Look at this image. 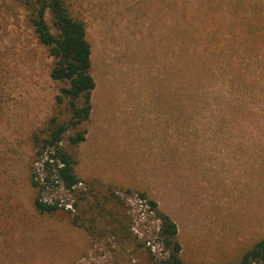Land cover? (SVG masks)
I'll list each match as a JSON object with an SVG mask.
<instances>
[{"label": "rangeland", "instance_id": "374dc122", "mask_svg": "<svg viewBox=\"0 0 264 264\" xmlns=\"http://www.w3.org/2000/svg\"><path fill=\"white\" fill-rule=\"evenodd\" d=\"M78 1L96 86L76 171L118 189L124 225L147 242L121 254L125 240H93L70 223L73 199L61 188L43 197L63 210L35 208L29 137L52 114L58 85L23 11L0 0V264H153L166 255L139 193L175 222L184 264L233 263L264 237L259 87H232L217 68L201 89L178 81L176 0Z\"/></svg>", "mask_w": 264, "mask_h": 264}, {"label": "trees", "instance_id": "16d2710c", "mask_svg": "<svg viewBox=\"0 0 264 264\" xmlns=\"http://www.w3.org/2000/svg\"><path fill=\"white\" fill-rule=\"evenodd\" d=\"M12 2L23 11L37 47L50 58L49 78L58 85L52 114L29 137L34 206L44 213L63 210L59 200L43 197L49 190L61 188L73 199L67 210L73 226L93 240H125L129 248L120 246L121 254H133L147 240L140 243L124 225L125 209L118 189L84 181L76 171L75 151L86 139L96 86L81 4L78 0ZM175 4L178 81L195 91L209 83L217 68L232 87L250 92L258 86L264 99V0H176ZM82 183L84 188L79 187ZM139 199L159 222L154 236L166 256L153 257V264H184L175 222L144 193H139ZM230 264H264V237Z\"/></svg>", "mask_w": 264, "mask_h": 264}]
</instances>
